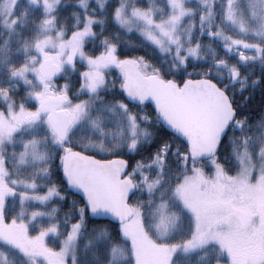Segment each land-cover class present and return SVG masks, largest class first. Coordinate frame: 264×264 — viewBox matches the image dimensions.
<instances>
[{"label": "snow or ice", "instance_id": "obj_1", "mask_svg": "<svg viewBox=\"0 0 264 264\" xmlns=\"http://www.w3.org/2000/svg\"><path fill=\"white\" fill-rule=\"evenodd\" d=\"M0 264H264V0H0Z\"/></svg>", "mask_w": 264, "mask_h": 264}]
</instances>
